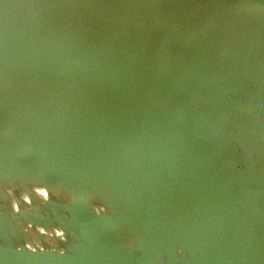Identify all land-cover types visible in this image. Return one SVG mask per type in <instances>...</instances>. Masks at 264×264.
<instances>
[{
	"label": "water",
	"instance_id": "obj_1",
	"mask_svg": "<svg viewBox=\"0 0 264 264\" xmlns=\"http://www.w3.org/2000/svg\"><path fill=\"white\" fill-rule=\"evenodd\" d=\"M0 264H264V0H0Z\"/></svg>",
	"mask_w": 264,
	"mask_h": 264
}]
</instances>
